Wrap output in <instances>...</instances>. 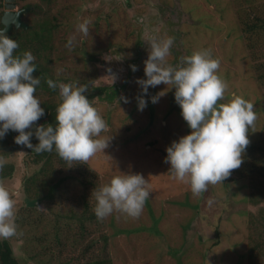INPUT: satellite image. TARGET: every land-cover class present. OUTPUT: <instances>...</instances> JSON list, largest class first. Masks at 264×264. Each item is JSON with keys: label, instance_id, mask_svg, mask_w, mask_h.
<instances>
[{"label": "rangeland", "instance_id": "1", "mask_svg": "<svg viewBox=\"0 0 264 264\" xmlns=\"http://www.w3.org/2000/svg\"><path fill=\"white\" fill-rule=\"evenodd\" d=\"M21 3L34 8L26 18L29 24L38 28L42 22H59L52 30V53L43 55L52 58L49 67L60 83H86L90 88L104 89L103 97L112 89H123L114 102L98 98L93 104L108 125L102 135L112 139L105 153L100 152V162L95 160L96 155L87 162H73L87 164L96 173V177H89L92 181L89 184L80 183L78 173H72L76 178L63 177L70 175L68 171L47 176L43 181L49 179L53 183L62 177L65 180H61L49 201L43 199L27 210L23 177L35 173L39 167L29 161L25 149L9 158L16 164V171L4 186L16 200L17 234L5 239L20 264H264V179H242L241 170H232L228 178L235 180L226 182V178L194 195L189 183L175 179L169 171L171 165L165 161L166 154L151 146L157 143L166 147L162 135L166 134L167 126L180 136L189 133L184 128L188 125L173 95L174 88L162 82L149 86L145 95L137 83V78L146 79L144 61L150 51L147 42L150 36L175 38L167 57V63L174 66L194 51L210 49L220 61V76L228 83L221 102L231 100L233 93L250 100L257 120L253 129L249 126V140L264 141V82L258 79L257 72L264 59L250 58L241 36L238 12L245 7L241 8L243 2L22 0ZM85 18L91 21L87 35L77 30L78 23ZM73 36L74 46L66 47ZM132 65L137 66L136 71ZM160 92L164 95L153 103L151 97ZM140 95H145L151 104L142 111L138 109ZM245 154L246 150L243 157ZM53 163L59 162L54 158ZM123 173H142L149 180L150 210L145 203L138 218L119 212L102 220L94 217L86 223L82 237L65 242L63 253L58 252L59 248H45L49 242L36 239L37 233L42 232L38 225L33 228L25 225L31 209L36 215L48 211L54 218H67L70 199L77 202L86 190L94 191ZM252 195L254 198L250 199ZM46 221L49 226L44 231L50 235L54 227L61 226ZM136 229L141 231L132 232Z\"/></svg>", "mask_w": 264, "mask_h": 264}, {"label": "clouds", "instance_id": "2", "mask_svg": "<svg viewBox=\"0 0 264 264\" xmlns=\"http://www.w3.org/2000/svg\"><path fill=\"white\" fill-rule=\"evenodd\" d=\"M90 23L85 18L78 23L77 30L87 35ZM74 40V36L69 37L66 47H73ZM174 40L173 36L149 37L150 51L144 61L146 79L137 78V83L145 95L149 86L162 82L175 89V100L191 131L172 141L166 148L165 161L170 163L169 171L174 178L189 183L192 193L199 195L210 184L222 183L232 170L241 166L243 153L250 143L249 126L254 128L257 113L250 100L234 93L231 100L221 102L228 83L220 76V61L210 49L194 51L182 57L178 65L168 64ZM18 48L19 42L0 29V138L10 130L18 132L14 137L17 144L37 153L55 150L69 163L87 162L98 152L105 153L112 137L102 135L108 125L85 95L88 84L61 82L57 85L53 79H47L49 87H59L61 102L56 109V124L35 123L45 115L36 94L41 78L33 75L37 70L36 56L30 50L17 53ZM131 67L137 70L136 65ZM145 95L137 97L141 111L147 107ZM162 95L164 92L152 96V102H158ZM124 100L128 102L126 97ZM33 135L39 140L36 145L31 142ZM92 195L96 200L97 219L114 212L138 218L150 197L149 180L142 173L115 175L110 182L95 188ZM15 217L16 200L0 182V238L17 234Z\"/></svg>", "mask_w": 264, "mask_h": 264}, {"label": "trees", "instance_id": "3", "mask_svg": "<svg viewBox=\"0 0 264 264\" xmlns=\"http://www.w3.org/2000/svg\"><path fill=\"white\" fill-rule=\"evenodd\" d=\"M240 1L243 2L241 8L243 7V5L245 7L240 9V11L238 12V27L241 30V36L246 42V47L249 50V57L254 61L264 59V0ZM253 1L259 2V5H257ZM261 1L263 2L261 3ZM58 24V21L56 24L42 22V24L34 31L21 33L16 32L8 35L9 37L19 42V48L15 50L17 53H22L25 50H30L36 56V60L34 62L37 64V70L33 75L40 76L41 78V84L37 87L36 94L40 98L41 106L45 108V115L36 122L37 125L49 123L55 125L56 109L58 104L61 102V97L59 96V87L57 86V88L53 89L47 84V79L49 78L56 81L57 85H59L60 83L58 75H56L54 71H52V69L49 67V64H51L52 62V58L43 55L45 52H48L50 54L52 53L51 50L53 49V47L50 43L52 30L56 29L58 27ZM257 67L258 79L261 82H264V64ZM122 89L123 88H120L119 90L118 88L112 89L111 92H107L105 94L107 95L106 97H103L102 91L104 89L88 87V91L85 93V95L88 96L92 104H94L98 98L114 102L116 95H119ZM45 95L48 96L47 99H45ZM51 98L53 99L51 100ZM150 115L151 122H153L152 112H150ZM167 127V129L165 130L166 134L162 135L164 140L166 141V147H159L157 143L151 144L152 147L160 150L162 154H166L165 156H167L166 148L170 146L172 141L178 140L179 137H181L169 126ZM184 128L186 132L191 131L188 126ZM18 134V132L10 130L3 138H0V157L3 158V165L2 167H0V182H3L4 185L8 184L7 181L11 180L16 171V164L9 161V158H11V156L15 152L21 149H25L28 153L27 157L29 161L33 164L38 165L39 167V169L35 171V173L31 175H25L23 177V190L27 197V200L24 201V204L27 210L28 207L32 208L38 202H43V199L44 201H49L60 187L61 180H65V178L63 177H75L76 175H73L72 173H78V180L83 184H89L90 182H92L89 180V177H96V173L92 171L87 164L84 165L78 162H76L75 164L73 163L74 161L71 162L73 163L71 164L63 160L55 150L51 152L45 151L37 153L33 149L28 148L26 145L17 144L14 137ZM31 142L33 145H36L39 143V140L35 135H33V137L31 138ZM101 154L102 153L98 152L96 154L95 160L100 162ZM54 158L58 160V165H55L53 163ZM65 171H68L70 175H64L62 178L56 179L53 183H50L49 179L43 181V179L47 176L62 174ZM234 171L242 172V175L240 176L242 179L250 178V180L253 181H257V179L260 177L264 179V141L256 139L250 142L246 148V154L243 157V167L234 169ZM80 176L83 180L80 178ZM233 180L235 179H232V177H230L226 180V182H230ZM72 190L75 191V186L72 187ZM87 191H90L92 195L93 191L91 189H88L85 192ZM85 192L79 197L77 202L75 201V199H70L69 202H71L72 205L70 207L71 210L67 215V218H61L59 216L54 218L53 214L48 213V211L45 214L36 215V212H34V210H30L31 213L27 215L25 225L27 227L30 226L31 228H33V225L36 224L39 226V230L42 229V232L39 231V233H37L36 239L38 241L49 242L46 246H44L45 248H53L55 250L59 248L58 252L63 253L65 242H69L71 238L77 240V238L82 237V235L85 234V231L87 230L86 223L90 222V220L94 217L97 218L94 212V208L96 205L95 196H91L88 192L85 194ZM252 198H254V195L250 197V199ZM146 205L150 210V203L148 200L146 201ZM46 220L51 223L54 221L55 224L59 223L64 227H54V233L53 235H50L44 231L46 227L49 226L46 224ZM61 230H63V233H61ZM140 231L141 229H136L132 232ZM60 233L63 235L60 236ZM25 241L28 240L25 239ZM48 251L53 253V250L51 249ZM0 264H20V261L15 256L11 244L5 238L0 240Z\"/></svg>", "mask_w": 264, "mask_h": 264}, {"label": "flooded vegetation", "instance_id": "4", "mask_svg": "<svg viewBox=\"0 0 264 264\" xmlns=\"http://www.w3.org/2000/svg\"><path fill=\"white\" fill-rule=\"evenodd\" d=\"M6 0H3V2L0 1V29H4V25L2 22V18L7 11L6 8ZM22 0H12L10 3L14 4V10L16 12H21L22 11V17L21 20L22 22L27 25L28 27H22L20 26L19 28H16L15 25H13V28L10 32L5 33L6 35H10L12 33H21V32H31L34 31L37 27L35 25L29 24L28 20L26 19L28 14L34 10V8L31 5L28 4H22Z\"/></svg>", "mask_w": 264, "mask_h": 264}, {"label": "water", "instance_id": "5", "mask_svg": "<svg viewBox=\"0 0 264 264\" xmlns=\"http://www.w3.org/2000/svg\"><path fill=\"white\" fill-rule=\"evenodd\" d=\"M6 8L7 11L5 12L3 18H2V22L4 25V29H5V33H8L12 30L13 25L16 26V28H19L20 26L22 27H28L27 25H25L22 20V11L21 12H16L13 11L15 5L10 3V1L12 0H6Z\"/></svg>", "mask_w": 264, "mask_h": 264}]
</instances>
